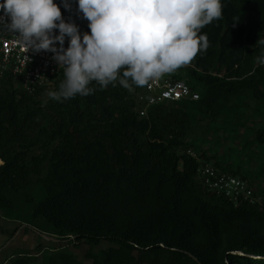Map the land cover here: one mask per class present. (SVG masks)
<instances>
[{"label":"trees","instance_id":"obj_1","mask_svg":"<svg viewBox=\"0 0 264 264\" xmlns=\"http://www.w3.org/2000/svg\"><path fill=\"white\" fill-rule=\"evenodd\" d=\"M58 2L90 31L76 0L71 10ZM222 2L201 29L209 48L169 74L196 99L142 114V86L93 82L94 93L61 102L42 98L49 83L30 91L0 74V215L88 244L89 264H264V0ZM205 163L248 180L261 199L236 203L209 189ZM62 246L38 253L45 264H88ZM37 257L15 250L5 261Z\"/></svg>","mask_w":264,"mask_h":264},{"label":"clouds","instance_id":"obj_2","mask_svg":"<svg viewBox=\"0 0 264 264\" xmlns=\"http://www.w3.org/2000/svg\"><path fill=\"white\" fill-rule=\"evenodd\" d=\"M76 3L90 31L65 19L58 0H0V32H15L33 52L53 53L64 79L47 95L61 102L94 93L93 82L104 89L118 81L132 91L133 85H148L190 64L210 46L201 29L223 12L222 0ZM63 6L71 10L72 0H63Z\"/></svg>","mask_w":264,"mask_h":264},{"label":"built area","instance_id":"obj_3","mask_svg":"<svg viewBox=\"0 0 264 264\" xmlns=\"http://www.w3.org/2000/svg\"><path fill=\"white\" fill-rule=\"evenodd\" d=\"M56 31L58 33L59 30ZM67 44L66 40V47ZM52 56L53 53L47 50L39 52L28 50L21 37L15 32H0V74L5 70H10L26 90L31 91L39 84L49 83L63 72ZM138 97L146 103L141 111L144 114L148 105L165 100L196 99L199 97V93L194 91L185 80H174L166 73L161 78L151 81L150 84L142 86ZM199 174L209 189L230 197L236 203L242 200L256 202L261 199L248 180L219 170L210 163L202 165Z\"/></svg>","mask_w":264,"mask_h":264},{"label":"rangeland","instance_id":"obj_4","mask_svg":"<svg viewBox=\"0 0 264 264\" xmlns=\"http://www.w3.org/2000/svg\"><path fill=\"white\" fill-rule=\"evenodd\" d=\"M184 70L181 68H178L174 72H180L183 73ZM171 73H167L172 74ZM54 89V80L49 82L47 90L43 92L42 98L48 99L49 96L47 95L48 90ZM42 152L44 154V150L37 149L36 153ZM2 159L0 158V164L2 163ZM46 236L54 237L50 233H45ZM46 236H43L42 234L35 231L33 228H25L21 225L20 221L11 219L5 216L0 215V249L3 247H8L9 249H6L3 253L0 254V264H5V258H7L8 255H10L15 250H27L31 251L33 253H37L38 257L36 260L32 262V264H45L46 262V255L50 253V247L56 246L59 247L63 245L62 247L76 252L81 258L85 259V261L89 264L91 262V259H88L85 256V252L87 251V248L89 247L88 244L84 242L78 243H67L66 241H59L58 239H49ZM57 238V237H56ZM108 242H104L102 245L95 247V250H99L103 247L108 246ZM45 247V248H44ZM47 247V248H46ZM44 248L45 252L42 255V253H38L39 249ZM43 249V250H44ZM9 264V263H7Z\"/></svg>","mask_w":264,"mask_h":264},{"label":"water","instance_id":"obj_5","mask_svg":"<svg viewBox=\"0 0 264 264\" xmlns=\"http://www.w3.org/2000/svg\"><path fill=\"white\" fill-rule=\"evenodd\" d=\"M26 225H28V224H27V223H23V224H22L23 227L26 226ZM29 226H30L31 228H33L35 231H37L38 233L42 234L43 236H46L45 232H43V231L37 229L36 227H34V226H32V225H29ZM46 237L49 238V239H57L56 237H50V236H46ZM3 248H4V247H3ZM3 248H1V249H3Z\"/></svg>","mask_w":264,"mask_h":264},{"label":"crops","instance_id":"obj_6","mask_svg":"<svg viewBox=\"0 0 264 264\" xmlns=\"http://www.w3.org/2000/svg\"><path fill=\"white\" fill-rule=\"evenodd\" d=\"M5 264L9 263V260H7L6 262H4Z\"/></svg>","mask_w":264,"mask_h":264}]
</instances>
